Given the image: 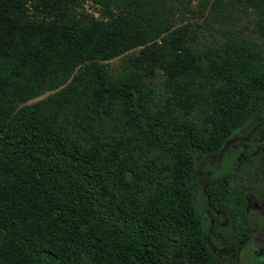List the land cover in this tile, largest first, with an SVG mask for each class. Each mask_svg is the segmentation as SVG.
Masks as SVG:
<instances>
[{
  "label": "trees",
  "instance_id": "1",
  "mask_svg": "<svg viewBox=\"0 0 264 264\" xmlns=\"http://www.w3.org/2000/svg\"><path fill=\"white\" fill-rule=\"evenodd\" d=\"M91 1L106 20L80 0H0V264H227L190 181L264 106V0H227L253 35L213 27L216 0L178 25L191 0ZM204 195L236 255L244 194L223 175Z\"/></svg>",
  "mask_w": 264,
  "mask_h": 264
},
{
  "label": "rangeland",
  "instance_id": "2",
  "mask_svg": "<svg viewBox=\"0 0 264 264\" xmlns=\"http://www.w3.org/2000/svg\"><path fill=\"white\" fill-rule=\"evenodd\" d=\"M104 1L108 2L110 10L114 13L126 11L124 7L128 0H118L117 3H113V0ZM216 2L218 9L216 17L211 21L213 27L223 24V30L232 35L236 33L248 35L253 32L256 15L246 6L237 7L227 0H216ZM197 3L198 0H191V9L183 13L177 11H174L175 14L171 13L173 25H178L181 21H200L202 17L196 10ZM174 4V7L178 6L175 0ZM79 10L96 19H107L101 4L93 3L91 0H80ZM138 49V47L133 48L107 61L108 70L111 73L119 71ZM43 96L44 94L32 101ZM223 175L227 177L233 190L244 194L247 215L252 225L250 239L237 251L236 255H230L228 245L218 243L214 233L217 229L226 227L228 221L217 212L216 207L207 205L204 197L206 184L216 181ZM190 183L206 236L214 239L216 247L225 258V263L252 264L264 258V106L253 119L231 137L221 152L199 158ZM215 214L218 215L216 218ZM210 216L214 218L213 224L209 222Z\"/></svg>",
  "mask_w": 264,
  "mask_h": 264
},
{
  "label": "flooded vegetation",
  "instance_id": "3",
  "mask_svg": "<svg viewBox=\"0 0 264 264\" xmlns=\"http://www.w3.org/2000/svg\"><path fill=\"white\" fill-rule=\"evenodd\" d=\"M216 215H217V214H216ZM216 215H215V218L217 217Z\"/></svg>",
  "mask_w": 264,
  "mask_h": 264
}]
</instances>
